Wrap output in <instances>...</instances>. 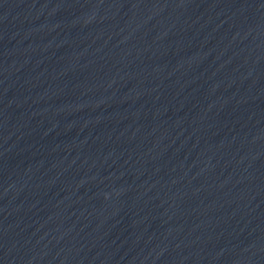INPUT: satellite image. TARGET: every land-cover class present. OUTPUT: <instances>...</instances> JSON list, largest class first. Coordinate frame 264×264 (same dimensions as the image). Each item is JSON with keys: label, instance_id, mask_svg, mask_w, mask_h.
<instances>
[{"label": "water", "instance_id": "water-1", "mask_svg": "<svg viewBox=\"0 0 264 264\" xmlns=\"http://www.w3.org/2000/svg\"><path fill=\"white\" fill-rule=\"evenodd\" d=\"M0 264H264V0H0Z\"/></svg>", "mask_w": 264, "mask_h": 264}]
</instances>
